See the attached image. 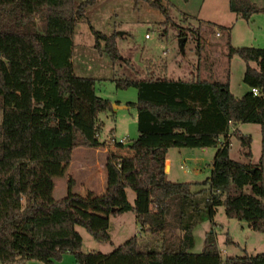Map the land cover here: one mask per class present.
Here are the masks:
<instances>
[{
  "label": "trees",
  "instance_id": "1",
  "mask_svg": "<svg viewBox=\"0 0 264 264\" xmlns=\"http://www.w3.org/2000/svg\"><path fill=\"white\" fill-rule=\"evenodd\" d=\"M95 1L0 0V263L55 264L70 253L77 264H264V253L222 259L211 231L200 252L190 251L193 227L212 220L220 205L227 217L264 232V48L232 47L227 40V56L237 55L246 64L242 80L249 90L240 97L229 91L227 81L117 80L118 88L136 89V101L126 106L136 108L138 134L126 145L109 141L132 153L106 155L102 194L81 196L69 190L63 198L52 197L53 163H68L77 147L105 146L99 141V115L111 112V103L95 94L92 78L74 74L71 62L75 25ZM228 1L229 10L245 20L264 12L252 0ZM150 5L167 17L159 0ZM223 29L229 34V27ZM92 32L96 44L102 40L104 52L115 59L116 35ZM252 87L261 94L254 96ZM239 123L259 125L255 164L250 162V135L237 128L229 133L230 124ZM232 134L249 161L230 158ZM172 147H216L209 175L198 183L203 188L192 191L188 182L165 178L166 153ZM127 188L135 193L132 203ZM80 204L105 216L94 220L77 210ZM124 211L133 212L142 229L158 233L176 227L180 235L166 233L158 246L142 244L134 235L107 254L81 251L75 226L107 242L108 215Z\"/></svg>",
  "mask_w": 264,
  "mask_h": 264
},
{
  "label": "rangeland",
  "instance_id": "2",
  "mask_svg": "<svg viewBox=\"0 0 264 264\" xmlns=\"http://www.w3.org/2000/svg\"><path fill=\"white\" fill-rule=\"evenodd\" d=\"M85 0H75L79 4ZM154 0H96L87 5L82 17L75 25L72 37L71 62L73 72L79 77L94 80V92L97 96L109 100L110 111L99 115L102 126L99 137L106 147L114 146L109 140L114 136L116 141L125 139L127 144L137 136L136 108L128 106L116 110L117 103L127 105L136 101L134 87L118 88L117 80H139L149 77L167 79H206L227 81L229 91L235 96H242L248 86L242 77L245 62L237 55L227 56L228 44L232 47L264 48V12H258L245 20L229 10L228 0H159L167 8V17L157 8L150 5ZM258 7H264V0H252ZM37 28L41 24L37 19ZM223 27H229V34ZM92 30L105 35L115 34V47L118 56L111 59L104 52L102 40L96 44ZM183 35H178L179 32ZM218 33V34H217ZM184 37L183 52L178 48V38ZM250 66L256 67L254 62ZM0 110V121H1ZM236 126L230 127L234 133ZM113 129V134L111 133ZM239 131L250 135V162L255 164L260 154L261 133L258 124L240 123ZM221 140V138H220ZM216 147L207 148H169L166 157L171 160V167L164 169L165 178L172 182H188L190 189L197 191L203 188L198 184L210 172L211 162ZM78 158H94L104 160L103 155H92L88 151L79 154ZM125 150H120L119 154ZM115 152L107 151L105 155ZM229 156L238 162L249 161L239 140L230 136ZM103 157V158H102ZM59 163L51 165L52 171ZM98 177V176H97ZM52 197L60 199L67 195L68 188L78 193L79 185L68 182L66 178L54 176ZM100 185L96 179L93 186ZM249 191V186L243 188ZM88 194V193H87ZM87 194L85 196H87ZM127 199L133 202L135 193L127 188ZM99 195V194H98ZM78 211L86 210L84 205H76ZM94 220L104 217L103 213L90 208ZM95 210V211H94ZM108 225L110 240H95L83 227L75 226L82 239L81 251L110 253L128 238L137 235L142 244L158 246L163 235L172 233L174 238L180 235L176 227H168L165 231L153 233L140 228L131 211L109 214ZM212 232L216 239L221 258L264 253V232L252 230L246 221L229 218L224 214L222 205L217 206L213 219L200 221L193 227L194 246L191 252H200L204 246V238ZM1 264V263H0ZM18 264H44L36 260H27ZM55 264H77L70 253H64Z\"/></svg>",
  "mask_w": 264,
  "mask_h": 264
},
{
  "label": "crops",
  "instance_id": "3",
  "mask_svg": "<svg viewBox=\"0 0 264 264\" xmlns=\"http://www.w3.org/2000/svg\"><path fill=\"white\" fill-rule=\"evenodd\" d=\"M229 3V1H228ZM229 7V4H228ZM249 90V87L247 88L246 91ZM121 103H117V109L119 110L121 108H124L125 105H120ZM127 108V107H126ZM116 111L113 110V112H111L109 114V116L112 117L113 113H115ZM236 128L239 130L240 127V123L235 125ZM112 135L113 134V129L111 131ZM112 138H114V136H112ZM115 139V138H114ZM99 141L102 142V140L99 137ZM124 145H126V143H124ZM120 150H125L124 154H119ZM86 151H88L89 153H91L92 155H97L101 154L103 155V157L106 158V152L107 151H112L115 152V154H119L122 157L123 156H128L132 153V151L128 148L124 147H115V146H111V147H106V146H101V147H97V148H89V147H77L72 151V155H71V160L68 163H59V165H57L56 169L53 171L55 173L54 176H60L61 178H66L68 182H75L73 183L76 184L77 180H78V184L79 185V191L76 194H79L81 196H85L87 193H92L93 195H98V194H102L105 190V171H104V160L100 161L95 160L93 157L92 158H78L76 157V152H79V154L81 153H85ZM102 157V158H103ZM103 158V159H105ZM256 160H258V158H256ZM165 165L168 166V170L171 167V160L169 157L165 158ZM53 176V178H54ZM98 176V177H97ZM96 179L100 180V185L98 186H93V182H96ZM69 191V188H68ZM67 191V193H68ZM71 191V190H70ZM72 192V191H71ZM74 193V192H72ZM91 209L89 208L88 211H90ZM85 212H88L86 210H82ZM95 211V210H94ZM100 214L102 212L97 211ZM90 213V212H88Z\"/></svg>",
  "mask_w": 264,
  "mask_h": 264
},
{
  "label": "built area",
  "instance_id": "4",
  "mask_svg": "<svg viewBox=\"0 0 264 264\" xmlns=\"http://www.w3.org/2000/svg\"><path fill=\"white\" fill-rule=\"evenodd\" d=\"M217 34H218V33H217ZM250 91H251V93H252L254 96H258V95L261 94L260 90H259L258 88H256V87H252V88H250ZM263 110H264V108H263ZM230 126H233V125L230 124ZM229 133H230V131H229ZM119 141L122 142V143H125V139H120ZM220 143H221V140L219 139V144H220Z\"/></svg>",
  "mask_w": 264,
  "mask_h": 264
},
{
  "label": "water",
  "instance_id": "5",
  "mask_svg": "<svg viewBox=\"0 0 264 264\" xmlns=\"http://www.w3.org/2000/svg\"><path fill=\"white\" fill-rule=\"evenodd\" d=\"M185 41V38L184 37H180L178 38V48L181 52H183V43ZM127 106H125L124 108H126ZM168 169V166L165 165V170ZM115 209H112L111 211H114Z\"/></svg>",
  "mask_w": 264,
  "mask_h": 264
}]
</instances>
